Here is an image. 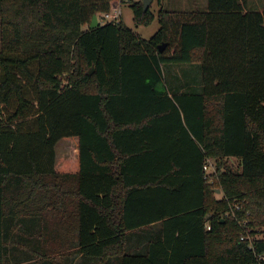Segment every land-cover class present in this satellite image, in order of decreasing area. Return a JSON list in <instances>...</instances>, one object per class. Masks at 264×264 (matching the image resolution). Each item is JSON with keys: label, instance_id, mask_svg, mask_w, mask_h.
Listing matches in <instances>:
<instances>
[{"label": "trees", "instance_id": "1", "mask_svg": "<svg viewBox=\"0 0 264 264\" xmlns=\"http://www.w3.org/2000/svg\"><path fill=\"white\" fill-rule=\"evenodd\" d=\"M120 2L0 0V264H264V11Z\"/></svg>", "mask_w": 264, "mask_h": 264}, {"label": "rangeland", "instance_id": "2", "mask_svg": "<svg viewBox=\"0 0 264 264\" xmlns=\"http://www.w3.org/2000/svg\"><path fill=\"white\" fill-rule=\"evenodd\" d=\"M121 1L122 2L120 3V6L122 8L123 19H124L125 25L128 28L132 29L135 33H137V35L140 38L145 39V40L149 39L159 28L157 14L154 13V19L152 20L150 24L145 25V26L144 25L136 26L132 20V11H131V8L129 7L130 5L129 0H121ZM199 2H200V8H205V5L207 3L206 0H199ZM178 4H180V0H178ZM149 7H151V10L155 8L154 6H151V2L149 3ZM165 7H169V6H165ZM174 9H178V11H188L187 10L188 8H174ZM192 10L194 9L193 8L189 9V11H192ZM100 21H101V18H100ZM75 143L76 142L74 141L73 138H70L68 140H60L56 144V147H55L56 160L59 158L61 159V158H65V157H69L73 155L75 152ZM227 166L231 167L233 170H237L239 166V162L238 160L234 158H230V159H227ZM215 195L217 198H221L223 196L220 188H217L215 190Z\"/></svg>", "mask_w": 264, "mask_h": 264}, {"label": "crops", "instance_id": "3", "mask_svg": "<svg viewBox=\"0 0 264 264\" xmlns=\"http://www.w3.org/2000/svg\"><path fill=\"white\" fill-rule=\"evenodd\" d=\"M186 2H187V4H186ZM151 6L155 7L153 10H151L153 12V14L154 13L157 14L158 10L161 7L168 9V10H175V11H178V9H174V8H188L187 9L188 11L190 8H193V9L194 8H200V2H199V0H180V4H178V0H160V3H158L157 0H152ZM165 6H169V7H165ZM245 6L248 10H256V11L262 12V11H264V0H245ZM129 7H130V5H129ZM206 7H207V5H205V8H200V10L204 11V10H206ZM150 9H151V7H150ZM120 10H121L120 20L125 24L124 19H123V12H122L121 6H120ZM132 17H133V15H132ZM74 141H75V139H74ZM75 153H76V143H75L74 154ZM59 159H57V160H59Z\"/></svg>", "mask_w": 264, "mask_h": 264}, {"label": "built area", "instance_id": "4", "mask_svg": "<svg viewBox=\"0 0 264 264\" xmlns=\"http://www.w3.org/2000/svg\"><path fill=\"white\" fill-rule=\"evenodd\" d=\"M121 18V10H120V6L116 9H114L112 12L109 13H105L102 15V19L101 22H119ZM204 170L206 172V177H208L209 173H214L215 172V168L213 167L211 161H208L207 164L204 165ZM209 182H212V178L209 177ZM236 209L239 208V205L237 204L235 206ZM241 240H245L247 239L249 241V245L252 246V240L251 238L248 236V232L245 231L244 234L241 235L240 237ZM259 259H263L264 260V256L262 257H257Z\"/></svg>", "mask_w": 264, "mask_h": 264}, {"label": "water", "instance_id": "5", "mask_svg": "<svg viewBox=\"0 0 264 264\" xmlns=\"http://www.w3.org/2000/svg\"><path fill=\"white\" fill-rule=\"evenodd\" d=\"M151 2V0H143V7H144V10H146L148 7H149V3ZM92 24H90V27H95L97 25V20H96V16L94 15L93 18H92ZM163 46L160 47V50L162 49ZM219 191V190H217Z\"/></svg>", "mask_w": 264, "mask_h": 264}]
</instances>
